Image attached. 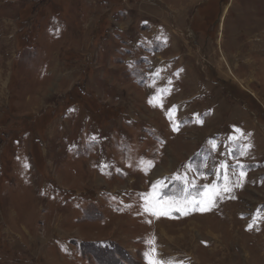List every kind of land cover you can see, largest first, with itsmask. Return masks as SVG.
Returning <instances> with one entry per match:
<instances>
[{
    "label": "rangeland",
    "instance_id": "rangeland-1",
    "mask_svg": "<svg viewBox=\"0 0 264 264\" xmlns=\"http://www.w3.org/2000/svg\"><path fill=\"white\" fill-rule=\"evenodd\" d=\"M150 259L264 264V0H0V264Z\"/></svg>",
    "mask_w": 264,
    "mask_h": 264
},
{
    "label": "snow or ice",
    "instance_id": "snow-or-ice-1",
    "mask_svg": "<svg viewBox=\"0 0 264 264\" xmlns=\"http://www.w3.org/2000/svg\"><path fill=\"white\" fill-rule=\"evenodd\" d=\"M157 75H158V73H157ZM149 103L150 104L153 103V100L150 99L149 100ZM153 106H155V104H153ZM174 130H178V129L176 127H174ZM237 131H239V130L237 129ZM93 139H94V137H93ZM212 147H213V149L216 148V144L214 142L212 143ZM241 154L243 155L244 153L242 152ZM148 163H149V166H150L151 165V162H148ZM25 167H27V165H25ZM222 167L226 169L227 168V165H222ZM243 175H244V173H241V176H243ZM175 178L178 179V180L180 179L179 176H177ZM224 178H225L226 181L228 180L227 174H225V177ZM157 183H162V182H157ZM155 188H156V185L153 186V189H154L153 195H155ZM184 190H186V189H182V191H184ZM229 190L230 189L227 186L224 188V191H229ZM210 192H215V186L214 185L212 187L205 186V193L207 194V193H210ZM156 203H158V201H155V200L149 201L146 204L144 210L146 212H152L155 215L156 213L153 211V207L152 206H149V205H153L154 206ZM251 226L252 225H249L250 228H251ZM153 252H155V249H153ZM148 255H149L148 253H145V256L146 257H148ZM149 264H173V262L171 260H169V261H163V260H159V259H150Z\"/></svg>",
    "mask_w": 264,
    "mask_h": 264
}]
</instances>
